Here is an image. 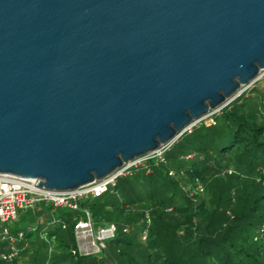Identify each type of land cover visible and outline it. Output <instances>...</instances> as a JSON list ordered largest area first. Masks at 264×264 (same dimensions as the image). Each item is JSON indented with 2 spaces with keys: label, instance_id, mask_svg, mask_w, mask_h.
I'll return each mask as SVG.
<instances>
[{
  "label": "water",
  "instance_id": "1",
  "mask_svg": "<svg viewBox=\"0 0 264 264\" xmlns=\"http://www.w3.org/2000/svg\"><path fill=\"white\" fill-rule=\"evenodd\" d=\"M264 74V0H0V174L70 190Z\"/></svg>",
  "mask_w": 264,
  "mask_h": 264
},
{
  "label": "trees",
  "instance_id": "2",
  "mask_svg": "<svg viewBox=\"0 0 264 264\" xmlns=\"http://www.w3.org/2000/svg\"><path fill=\"white\" fill-rule=\"evenodd\" d=\"M212 118L182 133L149 172L116 181L120 223L91 210L96 225L117 226L100 255L76 252L75 214L39 203L43 226L35 218L36 230L21 229L28 245L0 264H264V74Z\"/></svg>",
  "mask_w": 264,
  "mask_h": 264
},
{
  "label": "built area",
  "instance_id": "3",
  "mask_svg": "<svg viewBox=\"0 0 264 264\" xmlns=\"http://www.w3.org/2000/svg\"><path fill=\"white\" fill-rule=\"evenodd\" d=\"M221 108L208 112L186 127L182 133L191 131L193 126L208 117L211 123H213V115L217 114ZM180 135L170 142L162 144L154 151L124 163L107 177L95 180L75 189H46L39 185V180L35 178L21 177L12 174H0L1 238H3V240H8L10 243L9 248L0 253V258L5 261H11L19 254L20 249L28 245L23 230H19L17 235L13 236L9 233L7 225H10L21 212L39 203L50 206L52 210L64 208L76 211L77 213H75V223L73 226L76 239V252L85 255H100L106 247V242L117 233V226L113 222L96 225L91 211L82 204V200L87 197L97 198L102 196L110 186H115L119 177L131 175L141 168L149 172V162L153 161L154 163H159L163 161L165 153ZM2 225H4V227H2ZM263 232L264 224L260 227L258 236H261ZM145 238L146 232L144 231L142 233V239ZM256 238L257 236L255 239ZM18 241L22 243L21 247L16 245Z\"/></svg>",
  "mask_w": 264,
  "mask_h": 264
},
{
  "label": "rangeland",
  "instance_id": "4",
  "mask_svg": "<svg viewBox=\"0 0 264 264\" xmlns=\"http://www.w3.org/2000/svg\"><path fill=\"white\" fill-rule=\"evenodd\" d=\"M255 82H256V80L254 82H252L251 84L243 87V91H247V90L251 89L254 86ZM202 121H204L206 123H211L209 117L202 120ZM140 170H141V173H144V174L146 173L145 169L141 168ZM121 178L122 177H120L117 181H120ZM123 200H124V196L122 195L121 188L118 186L117 187L110 186L109 189L101 197H99L97 200L92 198V197H87V198H84L82 200V204L85 207H87L90 211L91 210L97 211V217H98L97 220L100 217H103L104 222L114 221L116 223H120V220H121V218H120V215H121L120 214V209H121L120 206H121ZM41 211H42V208L39 206L28 208V210L26 211V213L24 215V218H22L21 220H17L15 222L13 221V222H11L10 225L6 224L8 229H9V233L13 236H16L17 232L19 230L27 229L28 226H30L31 229L36 230L37 224L34 223L33 221L35 218H37L36 220H38L39 225H42L43 221H42L41 217L38 216ZM66 212L72 213V214L77 213L76 211H73L71 209H66ZM4 225H2V227H4ZM54 226H55L54 224L50 223L47 226V228L52 229ZM1 234H2V231L0 229V247L3 244H5L4 247L7 250L10 246V243L8 240H3V238H1ZM17 244H18V242H17ZM52 245L53 244H51L50 245L51 247L48 248V253H51L53 251Z\"/></svg>",
  "mask_w": 264,
  "mask_h": 264
}]
</instances>
